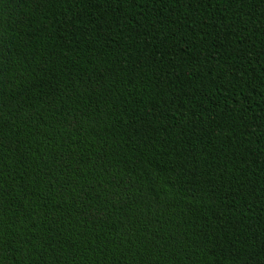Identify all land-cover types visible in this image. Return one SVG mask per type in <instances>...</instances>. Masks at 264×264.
<instances>
[{
  "label": "trees",
  "instance_id": "trees-1",
  "mask_svg": "<svg viewBox=\"0 0 264 264\" xmlns=\"http://www.w3.org/2000/svg\"><path fill=\"white\" fill-rule=\"evenodd\" d=\"M0 264H264V0H0Z\"/></svg>",
  "mask_w": 264,
  "mask_h": 264
}]
</instances>
